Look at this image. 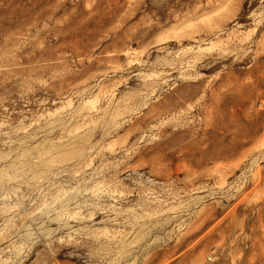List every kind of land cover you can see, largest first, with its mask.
<instances>
[{
	"label": "rangeland",
	"instance_id": "374dc122",
	"mask_svg": "<svg viewBox=\"0 0 264 264\" xmlns=\"http://www.w3.org/2000/svg\"><path fill=\"white\" fill-rule=\"evenodd\" d=\"M0 264H264V0H0Z\"/></svg>",
	"mask_w": 264,
	"mask_h": 264
}]
</instances>
